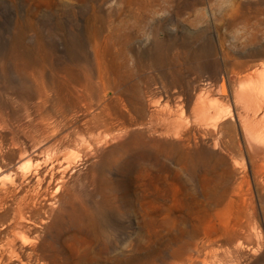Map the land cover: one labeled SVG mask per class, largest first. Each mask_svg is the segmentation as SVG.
<instances>
[{"label":"rangeland","instance_id":"374dc122","mask_svg":"<svg viewBox=\"0 0 264 264\" xmlns=\"http://www.w3.org/2000/svg\"><path fill=\"white\" fill-rule=\"evenodd\" d=\"M174 37L156 53L155 41ZM231 73H264V0H0V168L32 145L74 162L52 215L40 224L45 207L30 212L15 254L26 264H264L253 173L204 153L189 172L161 130L174 91L215 97ZM100 119L112 126L95 128ZM14 209L0 204V264H19L2 249Z\"/></svg>","mask_w":264,"mask_h":264},{"label":"bare ground","instance_id":"6f19581e","mask_svg":"<svg viewBox=\"0 0 264 264\" xmlns=\"http://www.w3.org/2000/svg\"><path fill=\"white\" fill-rule=\"evenodd\" d=\"M234 27L227 26L229 30ZM206 31L205 27L201 28V37H205ZM129 40L127 39L126 43ZM175 43V37L155 41L154 48L156 53H159L169 50ZM256 78L257 80L250 76L240 78L231 73L228 76L231 88L228 89L224 77L221 76L215 97L209 96L199 88L184 98L174 91L172 108L166 118L168 125L161 130L163 135L179 141L178 148L183 150L182 154L188 160L185 168L189 172L193 170V159L196 154H209L221 162L223 171L229 172L232 168L249 170L253 173L256 187H261L264 193V73L258 74ZM111 122L100 119L94 125L92 120L89 121L98 129L112 126ZM235 122L239 127H235ZM69 143L77 149L82 147L75 140ZM33 146L30 153L27 149L20 150L18 146L20 152L15 167L0 168V204L6 200L15 204L9 237L2 247L3 255L15 258L19 264L26 263L15 254L17 235L31 223L29 214L35 212L37 207H45L44 217L38 219L40 224L44 222L43 218L52 215L53 204L59 199L58 194L65 182V174L74 164L66 153H57L45 159L43 150ZM224 158L229 159L231 163H226ZM5 175L13 177L14 183L11 184L16 187V191L5 187ZM218 177L220 178V175ZM23 184L28 185L29 189L18 195ZM233 192L234 188H231V193ZM243 201H246L245 196ZM251 209L250 215L254 217V221L248 233L258 241L262 238V231L255 221L257 215L255 206ZM19 241L23 244L22 240ZM31 250L35 251L34 248Z\"/></svg>","mask_w":264,"mask_h":264}]
</instances>
